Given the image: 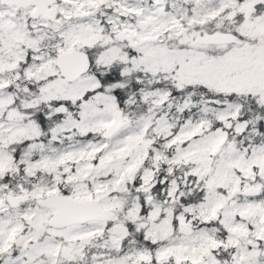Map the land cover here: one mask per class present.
I'll return each instance as SVG.
<instances>
[{
	"label": "snow or ice",
	"instance_id": "obj_1",
	"mask_svg": "<svg viewBox=\"0 0 264 264\" xmlns=\"http://www.w3.org/2000/svg\"><path fill=\"white\" fill-rule=\"evenodd\" d=\"M0 264H264V0H0Z\"/></svg>",
	"mask_w": 264,
	"mask_h": 264
}]
</instances>
